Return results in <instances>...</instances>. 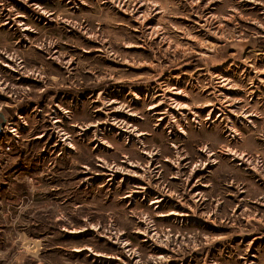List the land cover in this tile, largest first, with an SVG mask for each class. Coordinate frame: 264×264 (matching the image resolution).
<instances>
[{
  "label": "rangeland",
  "instance_id": "1",
  "mask_svg": "<svg viewBox=\"0 0 264 264\" xmlns=\"http://www.w3.org/2000/svg\"><path fill=\"white\" fill-rule=\"evenodd\" d=\"M0 264H264V0H0Z\"/></svg>",
  "mask_w": 264,
  "mask_h": 264
},
{
  "label": "water",
  "instance_id": "2",
  "mask_svg": "<svg viewBox=\"0 0 264 264\" xmlns=\"http://www.w3.org/2000/svg\"><path fill=\"white\" fill-rule=\"evenodd\" d=\"M5 121V118L3 117V115L0 113V126L1 124Z\"/></svg>",
  "mask_w": 264,
  "mask_h": 264
}]
</instances>
